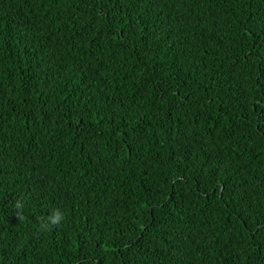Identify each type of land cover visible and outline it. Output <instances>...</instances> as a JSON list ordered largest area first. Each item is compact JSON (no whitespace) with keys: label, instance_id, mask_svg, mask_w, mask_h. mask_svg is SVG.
Returning a JSON list of instances; mask_svg holds the SVG:
<instances>
[{"label":"trees","instance_id":"1","mask_svg":"<svg viewBox=\"0 0 264 264\" xmlns=\"http://www.w3.org/2000/svg\"><path fill=\"white\" fill-rule=\"evenodd\" d=\"M0 264H264V0H0Z\"/></svg>","mask_w":264,"mask_h":264},{"label":"clouds","instance_id":"2","mask_svg":"<svg viewBox=\"0 0 264 264\" xmlns=\"http://www.w3.org/2000/svg\"><path fill=\"white\" fill-rule=\"evenodd\" d=\"M17 207L22 208L23 207L22 203H18ZM65 219H66L65 212L61 209H57L52 216L48 217V220L45 222L43 227L45 229L50 230L52 226L61 224Z\"/></svg>","mask_w":264,"mask_h":264}]
</instances>
